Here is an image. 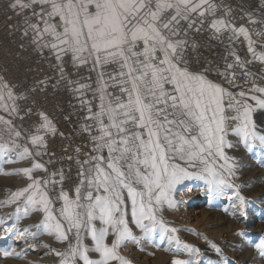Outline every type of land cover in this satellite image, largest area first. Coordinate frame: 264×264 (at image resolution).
<instances>
[{
  "label": "snow or ice",
  "instance_id": "1",
  "mask_svg": "<svg viewBox=\"0 0 264 264\" xmlns=\"http://www.w3.org/2000/svg\"><path fill=\"white\" fill-rule=\"evenodd\" d=\"M7 8L21 16L17 28L33 50L54 60L49 66L59 77L52 87L63 83L77 96L86 114L75 131L86 135L87 144L59 157L76 165L70 193L64 189L69 179L64 169L50 172L40 162L47 155L51 165L55 155L48 150V137L58 129L49 115L38 109L31 127L16 123L32 114L24 102L44 91L52 77L37 79L22 91L0 77V154L5 163L12 162V153L31 160L30 167L4 172L22 174L28 183L3 203L17 205L16 213L9 214L16 221L21 212L43 214L32 226L36 232L5 226L0 240L14 230L22 240L25 233L35 239L47 232L66 242L63 250L50 248L58 264H131L120 253L126 243H140L130 217L145 239L167 241L170 250L187 254L170 264H204L201 249L182 241L162 212L165 205L175 209L183 202L174 197L178 185L198 179L209 202L227 194L235 200L232 214L247 218L254 201L242 194L247 183H237L244 165L226 149L237 144L253 154L259 149L258 162L264 165V68L251 70L256 62L264 65V27L237 26L232 7L223 0H8ZM245 16L249 25H264V16L257 20L245 12L240 19ZM203 33H208L204 44L198 39ZM212 41L225 44L223 66L201 51ZM237 43H246L251 59L238 54ZM69 65L96 72L95 87L81 82L91 76L71 79ZM213 73L216 79L210 78ZM34 170L45 176L35 177ZM53 193L61 202L58 212ZM258 199L264 201V189ZM0 224L7 221L0 218ZM234 235L248 239L246 229ZM88 238L91 245L85 243ZM208 243L220 264H229L223 249ZM249 243L264 259V238ZM0 251L19 257L25 250L9 246ZM91 253L99 258L92 259Z\"/></svg>",
  "mask_w": 264,
  "mask_h": 264
},
{
  "label": "rangeland",
  "instance_id": "2",
  "mask_svg": "<svg viewBox=\"0 0 264 264\" xmlns=\"http://www.w3.org/2000/svg\"><path fill=\"white\" fill-rule=\"evenodd\" d=\"M257 120L259 123L260 118L257 117ZM16 123L18 125L21 124L19 120H17ZM229 139L232 140L233 143L237 141V137L233 135H230ZM226 151H228L230 156H236L244 165L238 173L237 182L241 184L247 183L248 186L242 188V194L254 201L249 205L247 218L240 219L238 216L232 214L234 211L232 205L235 203V200L228 199L227 194H225V196L220 195L211 202H209V198L205 195L200 202H197L198 205L196 209H193L194 207L191 203H187L186 205L180 203L181 205L179 204L175 209L168 208L165 205L162 215L170 227L178 229L176 234L182 241L193 244L201 249L204 264H220V255L211 248L208 241L215 242L223 249L224 258L229 261V264H233V262L234 264H264V259L259 256L249 243V240L259 242L261 238H264V201L258 199L262 189H264V165L258 162L261 154L259 149H257L255 154L247 152L243 144H237L234 149H226ZM14 156V153L10 154V157L13 158L12 162L5 163V158L0 154V218L7 221V225L0 224V236L5 235V226L13 227V225L20 231H23L26 226L30 232H36L37 229L32 226L39 224L43 217L41 212L31 211L28 215H24L21 212L19 221H16L14 217L11 219L9 218V214L16 213L17 205L5 204L3 202L10 197L11 192L24 187L28 183V180L27 177L22 174L4 175V172H11L13 169L31 166L30 159H19L14 158ZM40 162L45 163L51 172L44 157L40 159ZM33 175L35 177H43L45 173L42 170H34ZM200 181L201 180L198 179L187 180L181 185L188 186L194 183L192 185L194 186ZM203 184L204 182L202 181V185ZM181 185L177 186V190L174 193V197L177 201H180L179 191L183 189L180 188ZM3 186H5V188ZM64 189L71 193L74 188L68 189L64 186ZM57 191H59V186L57 187ZM52 195L54 208L58 212L61 207V202L55 200L54 193ZM129 226L132 228L133 232L135 230L140 232V229L135 228L136 226L131 221L130 217ZM238 229H246L248 232V239L234 235V232ZM18 235L19 233L15 230L11 234H8L4 243L0 240V248L10 246L14 248L16 252H19V250L25 251L19 257L15 255L5 256L3 252L0 251V264H58L57 261L59 258L50 251L49 247H45L44 245H49L50 248L57 250H63L66 247V242L56 240L54 236L47 234V232H41L35 239L30 237L31 243L22 246V248V243L18 244L13 240L14 237ZM25 235L28 236L27 233H25ZM205 237L207 239H205ZM110 238L112 239L113 237L110 236ZM41 243L44 244L43 246L47 248L48 252L39 253L37 249L34 248ZM85 243L91 245V239L88 238ZM170 247L167 241L160 242L157 239L152 248L146 253L141 249H144V247L141 246L140 243L134 244L128 242L120 248V253L130 260L131 264H151V262L162 257L168 260H172L176 256L186 258V253H177L170 250ZM90 256L93 259L99 258L98 253H91Z\"/></svg>",
  "mask_w": 264,
  "mask_h": 264
},
{
  "label": "built area",
  "instance_id": "3",
  "mask_svg": "<svg viewBox=\"0 0 264 264\" xmlns=\"http://www.w3.org/2000/svg\"><path fill=\"white\" fill-rule=\"evenodd\" d=\"M7 3L8 0H0V77H3L12 84H16L18 86L17 91L30 87L37 79L42 80L45 76L52 77L44 91L34 93L24 102L32 108V114L26 117L24 121H20V123L25 128L31 127L38 120L36 115L38 109L43 110L49 115L58 129V133L56 136L48 137V150L51 153H55L51 157L53 163L48 165L51 171L63 168L69 177L64 186L68 189H73L76 183V165L72 161L61 160L59 157L71 155L77 145L87 144L86 135L82 138L75 131L78 129L82 122V117L86 113L81 109L77 96L68 91L63 83L56 85L55 88L52 87L59 77V74L54 72L49 66V62L54 63V60L47 55V52L44 56H41L33 50L29 39L23 37L21 31L17 28L21 16H17L14 12L10 11L7 8ZM223 3L232 7L235 17L234 22L237 26L245 24L250 28H255L257 31L264 27V25L259 23L249 25L246 16L245 19H240L241 16H244L245 12H252L255 19H261L264 16V0H223ZM8 17H11V19ZM207 37L208 33H203L198 36V39L204 44L207 41ZM224 39L227 41V35ZM253 39L259 38L253 36ZM211 44L210 48L205 46L201 49L203 55L207 59L216 60L223 66L221 57L224 54L225 44L216 41H212ZM235 50L242 58L251 59L250 54L247 53L246 43H237ZM194 67L198 68L199 66L194 65ZM262 68H264V65L259 62L251 66L253 72L259 71ZM67 70L70 73V78L74 80L80 77L87 78L91 76V80L85 79L81 80V82L92 83L95 87L96 72H90L87 67L77 71L71 68L70 65L67 67ZM107 71H113V68H108ZM210 78L216 79L215 73ZM109 90L111 91V89ZM87 98H92L91 92L87 94ZM93 103L94 105L98 104V101H94ZM21 115H23V112ZM59 133H63L64 135L60 136ZM65 148H68L67 152L64 151ZM89 149L90 145L85 147L83 151H88ZM43 157L46 161L50 159L47 155Z\"/></svg>",
  "mask_w": 264,
  "mask_h": 264
},
{
  "label": "bare ground",
  "instance_id": "4",
  "mask_svg": "<svg viewBox=\"0 0 264 264\" xmlns=\"http://www.w3.org/2000/svg\"><path fill=\"white\" fill-rule=\"evenodd\" d=\"M47 167V165H46ZM238 183V182H237ZM186 184V183H185ZM191 184V183H190ZM194 184V183H193ZM192 184V185H193ZM188 185V184H187ZM188 185V186H185V185H181L180 188H183L179 191V200L180 201H183L182 203L184 205H186L187 203H191L193 204V209H196L197 205H198V201L200 202L202 197L205 196L204 194V184L202 185V180L200 182H197V185ZM5 188V186H3ZM3 191V190H1ZM243 193V192H242ZM4 194V193H3ZM2 195V194H1ZM225 196V195H224ZM60 205V204H59ZM181 205V204H180ZM164 211V210H163ZM170 211V210H169ZM182 212V211H181ZM165 213V212H164ZM176 214V213H175ZM173 215V214H172ZM176 216V215H175ZM169 217V216H168ZM26 228V226H25ZM135 228H138V227H135ZM139 229V228H138ZM140 232H137L136 230L133 232L137 237L140 238V245L144 247L141 248L143 251H145L147 253V251L149 249L152 248L154 242H151L149 241L148 239H145L144 236H143V232L142 230L140 229L139 230ZM181 234V233H180ZM3 236V235H2ZM6 238L5 237L4 239L1 240V242H5L6 241ZM16 243L20 244L22 243L21 247L22 246H26L28 243H31V239L29 236H26L25 235V239H20L19 238V235L14 237L13 239ZM111 238L109 237V242H110ZM29 241V242H27ZM55 242V241H54ZM35 243V242H34ZM44 243V242H43ZM43 243H41L40 245H38L37 247L35 246L34 248L37 249V251L39 253H43V252H46L47 251V248H45L43 245ZM48 244V243H47ZM29 246V245H28ZM52 247V246H51ZM23 248V247H22ZM33 249V248H32ZM50 249V247H49ZM59 250V249H58ZM20 252V250H19ZM48 252V251H47ZM52 254V253H51ZM127 255V254H126ZM43 257V256H42ZM162 257V256H161ZM93 259V258H92ZM95 259V258H94ZM58 262V261H57ZM171 260H168L167 258H160L156 261H153L151 262V264H170Z\"/></svg>",
  "mask_w": 264,
  "mask_h": 264
}]
</instances>
